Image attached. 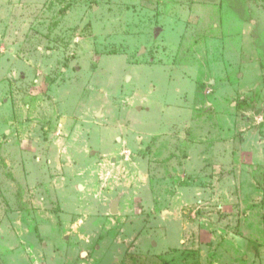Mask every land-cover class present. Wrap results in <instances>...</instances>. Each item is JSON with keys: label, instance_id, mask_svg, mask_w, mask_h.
<instances>
[{"label": "rangeland", "instance_id": "obj_1", "mask_svg": "<svg viewBox=\"0 0 264 264\" xmlns=\"http://www.w3.org/2000/svg\"><path fill=\"white\" fill-rule=\"evenodd\" d=\"M0 264H264V0H0Z\"/></svg>", "mask_w": 264, "mask_h": 264}, {"label": "water", "instance_id": "obj_2", "mask_svg": "<svg viewBox=\"0 0 264 264\" xmlns=\"http://www.w3.org/2000/svg\"><path fill=\"white\" fill-rule=\"evenodd\" d=\"M139 109H141V107H139ZM80 189H82L81 186H80ZM117 202H118V199H115V200L111 203L110 211H111L112 214H115V213L117 212V208H116Z\"/></svg>", "mask_w": 264, "mask_h": 264}, {"label": "crops", "instance_id": "obj_3", "mask_svg": "<svg viewBox=\"0 0 264 264\" xmlns=\"http://www.w3.org/2000/svg\"><path fill=\"white\" fill-rule=\"evenodd\" d=\"M141 110V109H140Z\"/></svg>", "mask_w": 264, "mask_h": 264}]
</instances>
